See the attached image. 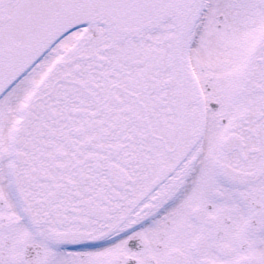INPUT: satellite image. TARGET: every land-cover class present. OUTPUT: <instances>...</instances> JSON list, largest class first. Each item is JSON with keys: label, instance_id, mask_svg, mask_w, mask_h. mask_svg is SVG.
<instances>
[{"label": "snow or ice", "instance_id": "1", "mask_svg": "<svg viewBox=\"0 0 264 264\" xmlns=\"http://www.w3.org/2000/svg\"><path fill=\"white\" fill-rule=\"evenodd\" d=\"M0 264H264V0H0Z\"/></svg>", "mask_w": 264, "mask_h": 264}]
</instances>
